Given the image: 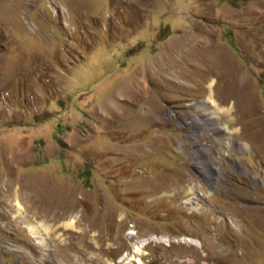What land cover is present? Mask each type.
Segmentation results:
<instances>
[{
	"label": "rangeland",
	"instance_id": "rangeland-1",
	"mask_svg": "<svg viewBox=\"0 0 264 264\" xmlns=\"http://www.w3.org/2000/svg\"><path fill=\"white\" fill-rule=\"evenodd\" d=\"M0 264H264V0H0Z\"/></svg>",
	"mask_w": 264,
	"mask_h": 264
},
{
	"label": "bare ground",
	"instance_id": "bare-ground-1",
	"mask_svg": "<svg viewBox=\"0 0 264 264\" xmlns=\"http://www.w3.org/2000/svg\"><path fill=\"white\" fill-rule=\"evenodd\" d=\"M211 94H212V92L210 93V96H209V98L208 99H205V100H203V101H199V102H197V104L199 105V109L200 108H202L204 111H208V109H210L212 106H215L214 105V101H213V99H212V96H211ZM202 113V112H201ZM205 113V112H204ZM206 114V113H205ZM14 192L15 190H11V192ZM13 197V198H12ZM14 195L13 194H11V195H9L8 197H7V202H6V204L9 206V207H14V204L12 203V200L14 199ZM15 206H16V210L18 211V213L21 215V216H23L24 217V219H25V223H26V225H27V227H28V229H29V231H31V233L35 236V237H37L39 234H40V231H42V230H40V227H39V225H35V224H32L31 222H30V219H29V217L26 215V214H24V211H23V206L21 205V203L16 199V202H15ZM37 208H38V213L40 214V210L42 209L39 205H37ZM43 211H44V209H42ZM44 212H46V211H44ZM44 212H43V214L41 215V216H43L44 215ZM48 215H46L47 216V218H49V219H51V220H53L54 222L57 220V214L56 213H53V210L52 211H47L46 212ZM15 216V215H14ZM45 217V216H44ZM75 220V219H74ZM73 220V221H74Z\"/></svg>",
	"mask_w": 264,
	"mask_h": 264
}]
</instances>
